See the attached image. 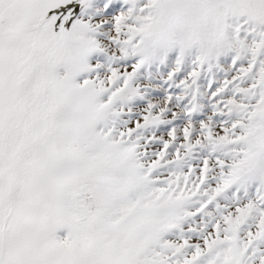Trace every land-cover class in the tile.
Masks as SVG:
<instances>
[{
	"label": "snow or ice",
	"instance_id": "obj_1",
	"mask_svg": "<svg viewBox=\"0 0 264 264\" xmlns=\"http://www.w3.org/2000/svg\"><path fill=\"white\" fill-rule=\"evenodd\" d=\"M0 264H264V0H0Z\"/></svg>",
	"mask_w": 264,
	"mask_h": 264
}]
</instances>
